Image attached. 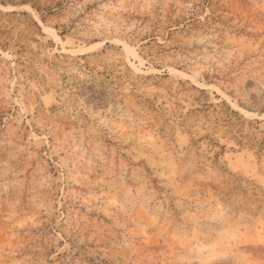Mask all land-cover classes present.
I'll return each instance as SVG.
<instances>
[{
    "label": "rangeland",
    "instance_id": "1",
    "mask_svg": "<svg viewBox=\"0 0 264 264\" xmlns=\"http://www.w3.org/2000/svg\"><path fill=\"white\" fill-rule=\"evenodd\" d=\"M0 264H264V0H0Z\"/></svg>",
    "mask_w": 264,
    "mask_h": 264
}]
</instances>
